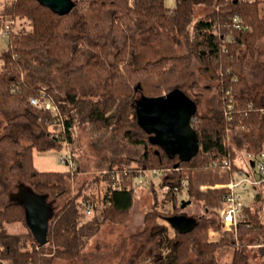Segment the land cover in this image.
I'll list each match as a JSON object with an SVG mask.
<instances>
[{"label":"trees","instance_id":"trees-1","mask_svg":"<svg viewBox=\"0 0 264 264\" xmlns=\"http://www.w3.org/2000/svg\"><path fill=\"white\" fill-rule=\"evenodd\" d=\"M70 1L72 7L63 10L42 0H8L0 10V17L13 20L7 48L0 53V148L18 154L9 169L20 172L34 191L60 199L44 243L31 230L6 229L8 223L27 224L24 203L13 201L0 209V264H52L55 258H78L103 223L124 221L136 191L132 178L147 171L161 172L162 185L170 188L165 200L172 203V211L161 209L156 198L144 216V227L131 235L137 246L128 264H251L246 241L235 249L230 262L218 261L220 248L234 245L235 237L227 232L231 238L211 240L208 230L220 227L214 209L224 203V185L237 168V150L257 151L264 142V88L255 89L237 68L245 58L258 62L259 42L264 38L262 0H175L173 6H167L166 0ZM85 5L109 17L107 34L92 37ZM196 5L208 12L195 19ZM16 20L20 26H14ZM110 30L122 34L117 46ZM168 36L185 50L138 63L140 47ZM78 71L88 83L69 81ZM198 73L216 86L217 110L195 112L193 127L200 145L195 152L173 153L142 123L138 101L178 88L197 100ZM227 89L235 99L231 119L225 115ZM42 91L53 109L31 103L30 98ZM77 123L112 130L121 144L133 147L126 154L118 147L106 163L108 171L89 181L96 189L104 181V192L100 188L98 196L81 199L84 185L78 193L65 196L78 167L44 171L34 165L36 149L60 151L62 143L73 140ZM228 131L237 136L235 145L228 144ZM223 159L232 162L231 169L219 166ZM65 161L70 162L68 157ZM184 182L187 199H179ZM203 185L217 188L202 189ZM188 200L202 202L205 213L188 226H175L174 218L182 215ZM88 205L94 209L89 219ZM246 213L252 225L239 224L242 241L248 233L264 237L260 207L250 205Z\"/></svg>","mask_w":264,"mask_h":264},{"label":"rangeland","instance_id":"rangeland-1","mask_svg":"<svg viewBox=\"0 0 264 264\" xmlns=\"http://www.w3.org/2000/svg\"><path fill=\"white\" fill-rule=\"evenodd\" d=\"M8 0H0V10ZM73 2L68 1L66 9L72 7ZM167 6H173L175 0H166ZM84 12L91 21L92 37H101V34H107L109 32V17L104 14H100L95 10H91L87 5L83 8ZM208 9L203 5H196L194 18L205 15ZM7 17L6 19H9ZM4 19V18H2ZM21 21L16 20L14 26H20ZM5 22L0 19V53L7 48L8 35H2L1 30L3 29ZM106 30V31H105ZM111 31V30H110ZM112 39L115 46L121 43L122 34L111 31ZM103 38V37H102ZM101 39V38H100ZM140 53L138 55V63L141 64L147 59L157 58L163 54H179L185 49L178 46L173 42L170 37L162 38L155 44H148L144 47H140ZM260 62V63H258ZM258 62L254 59H242L240 64L237 66L240 73L245 74L248 79L253 83L255 89L262 90L264 88V38L259 42L258 51ZM196 62L193 64V68H196ZM1 67V62H0ZM236 68V69H237ZM43 70H41L42 73ZM37 70L35 73L37 74ZM39 75V72H38ZM197 74L198 86L196 91L200 94L197 100L189 101L188 104L193 111L203 114L214 113L213 110H217L218 93L217 88L214 84H211L207 79ZM56 76V75H55ZM87 78L81 73L76 72L72 74L69 81L76 85H82L88 83ZM60 93V92H59ZM63 94V93H61ZM139 96V95H138ZM31 99V98H30ZM237 140V136L229 134L227 139L228 144H233ZM236 143V142H235ZM234 143V145H235ZM124 147H123V146ZM255 145V143L253 144ZM123 149L121 152H131L132 146L124 143H120L117 135L112 130L96 129L90 123H77L73 130V140L62 143V149L59 150H47L39 151L35 150L34 165L38 170H57L66 171L71 169L72 171L78 167V172L75 178H72L69 183L68 192L75 194L82 185L84 188L81 190L82 196H92L93 194H100L106 188L107 184L104 181L99 182V188L96 189L93 184H90V180L96 176V174H104L108 170L106 166L109 161L112 160L116 150ZM135 150V149H133ZM259 150V149H258ZM257 150V151H258ZM245 149L237 150L236 159L239 161L243 160V153ZM254 151V150H252ZM133 152V151H132ZM139 153V150L135 151ZM126 154V153H125ZM18 156V154H17ZM16 152L10 151L5 148H0V209L5 207L7 204L13 201L19 200H33V197L39 195L32 186L24 181L20 172H14L9 169L17 158ZM69 158V164L66 163L65 158ZM225 169V168H222ZM161 172L157 171L156 174L145 172L143 174H136L135 178H132V185L135 186L134 201L131 209L125 215V219L122 222H111L106 221L103 223L100 231L88 242L87 247L83 249L81 256L72 260H64L55 258L52 264H128L129 258L132 252L137 246L136 241L131 237L133 233L138 232L144 227V216L152 206L157 198L159 201L160 208L165 211H172V203L165 200L166 192L170 190L168 186H164L161 183L162 176ZM129 177V176H128ZM236 177H238L236 175ZM84 180L86 182L82 183ZM89 183V184H88ZM88 184V185H87ZM220 186V185H218ZM209 187H216L215 185H203L202 189ZM100 188L102 190L100 191ZM217 188V187H216ZM260 189L264 191V185L260 186ZM260 190V191H261ZM253 190L250 191L249 197L243 194V199L252 204ZM264 193V192H263ZM262 193L260 192V195ZM179 199H187L186 188L178 191ZM43 196V195H39ZM64 196V198H65ZM62 199V197H61ZM45 203L50 206L52 213L56 211V207L60 205V199L53 200L47 196L44 197ZM99 207L101 202L99 201ZM254 205L260 207L264 219V196H260V200H254ZM93 206V205H92ZM220 206L215 207V215L220 223L219 228L211 227L209 231V238L212 237L215 240H219L226 235L227 232L234 234L235 243L226 244L220 248L218 252V261L230 262L233 257L235 249L241 246L242 242H247L246 248L249 255L251 264H264V237L258 236L257 234L248 233L243 238L239 235V224L231 228L227 227L221 217L219 211ZM185 217L196 219L199 215L205 213V208L202 202L191 201L186 204L185 207L180 211ZM94 214V209L90 213H86V218H90ZM178 219V217H175ZM162 223L170 226V223L165 219H159ZM30 221L26 223L13 222L6 225V229L9 232L19 233L26 232L30 229ZM211 231H217V234ZM226 238H231L230 235H226ZM3 264H10L4 261Z\"/></svg>","mask_w":264,"mask_h":264},{"label":"water","instance_id":"water-1","mask_svg":"<svg viewBox=\"0 0 264 264\" xmlns=\"http://www.w3.org/2000/svg\"><path fill=\"white\" fill-rule=\"evenodd\" d=\"M51 3L59 9H66L69 0H42ZM193 99L185 95L181 89H173L164 95L155 98H140L138 101L139 116L146 126L156 133V138L163 143L168 151L190 155L199 148L198 136L192 126V119L196 111H193L188 102ZM254 165V162H252ZM42 197L37 195L33 200H19L26 206L28 221L41 243L47 239L50 206ZM188 200L187 203H190ZM53 215V213H52ZM174 218L175 226H188L192 218L184 215Z\"/></svg>","mask_w":264,"mask_h":264},{"label":"built area","instance_id":"built-area-1","mask_svg":"<svg viewBox=\"0 0 264 264\" xmlns=\"http://www.w3.org/2000/svg\"><path fill=\"white\" fill-rule=\"evenodd\" d=\"M261 3L262 8L264 9V0H262ZM235 20H237V18H235ZM4 22L5 24L1 30V34L9 35L13 25V20L4 18ZM226 93L228 97V103L225 110V115L231 119L233 118L232 116H234L233 111L235 110V99L230 89H227ZM30 100L33 105L40 108L53 109L52 102L46 95L45 91H42L38 95H33ZM228 138L229 131L227 135V139ZM252 162H254V165H252ZM235 164L237 168L234 170L231 180L224 185L227 188V191L224 196V203L219 209L223 223L229 228L232 226L236 227L240 223H246L247 226L252 225L248 218V214L246 213V208H248L250 205L254 206L253 201L258 200V194L263 192L260 189V186L264 185V142L258 151L246 150L243 153V160L238 161L235 159ZM214 165L217 166L219 164L215 162ZM219 166L225 169H231L232 162H230L229 159H223ZM156 173L157 171L152 172V174ZM236 175L238 177H236ZM187 187L188 183L184 182V188L187 189ZM251 190H253L251 195L252 204H249L243 199V194L249 197ZM86 211L87 213L92 211L90 205L87 206ZM170 230L173 231V228L170 227Z\"/></svg>","mask_w":264,"mask_h":264},{"label":"crops","instance_id":"crops-1","mask_svg":"<svg viewBox=\"0 0 264 264\" xmlns=\"http://www.w3.org/2000/svg\"><path fill=\"white\" fill-rule=\"evenodd\" d=\"M260 14L264 17V9L262 8V3L260 5ZM1 20L4 21V19H2V17H0ZM6 19V18H5ZM212 233L217 234V231H211L210 234L212 235ZM211 240H215L214 238L210 237Z\"/></svg>","mask_w":264,"mask_h":264}]
</instances>
